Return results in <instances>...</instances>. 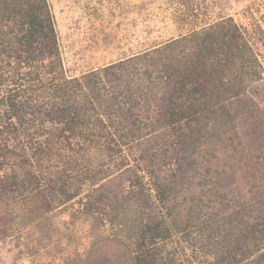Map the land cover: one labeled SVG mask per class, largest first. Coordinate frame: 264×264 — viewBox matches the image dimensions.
<instances>
[{"label":"trees","instance_id":"1","mask_svg":"<svg viewBox=\"0 0 264 264\" xmlns=\"http://www.w3.org/2000/svg\"><path fill=\"white\" fill-rule=\"evenodd\" d=\"M230 28H223L221 34L222 27L216 33L207 28L195 33V38L189 39L193 49L178 50L179 60L175 58L165 71L163 89L157 95V82L151 80L150 70L142 67L147 81L140 83L143 75L136 74L138 84L134 86L132 75H123L122 62L78 78H66L47 1L0 0V109L5 118L4 126L0 125V170L11 163L14 172L12 177L9 173L0 176L1 193L10 192L22 177L37 179L29 171L32 163L17 153V146L10 149L5 144L11 137H28L31 141L25 142L33 146H29L31 157L37 160L34 166L41 169L43 162L53 164L48 191H56L63 202H68L89 187L83 209L80 215L76 213L74 221L98 226L106 220L132 233L129 241L121 237L98 238L85 257L79 254L67 264H240L264 247V172L259 188L250 190L256 199L249 206L233 209L224 196L220 204L225 212L213 210L211 205L206 213L209 206L201 207L204 199L199 197L186 207L183 224L174 217L175 203L167 208L166 216L160 211L161 206L176 199L178 188L193 184L195 173L189 171L205 142L231 134L228 142L234 145L236 134L224 121L222 103L239 96L244 89L242 76L247 71L237 64L241 56L233 55ZM151 95L159 98L156 127L171 136L175 155H179L178 166L164 174H152L153 183L148 185L135 167L125 168L127 165L118 163L117 168H125L128 191L119 193L108 184L96 187L102 182V171L94 165L89 149L98 150L96 161L103 165L121 158V146L130 147L143 137L144 127L136 119L135 110ZM70 140L80 143L78 149H72ZM199 177L204 187L209 183L213 184L211 188L229 187L228 177L221 178L215 170ZM205 197L208 199V193ZM45 204L49 208L50 204ZM203 216L205 220L200 219ZM192 226L202 234L205 231L216 244L219 242L220 252L213 260L201 261L196 250L190 254L195 261L177 258L176 252L183 248L177 247L182 240L187 242Z\"/></svg>","mask_w":264,"mask_h":264},{"label":"rangeland","instance_id":"2","mask_svg":"<svg viewBox=\"0 0 264 264\" xmlns=\"http://www.w3.org/2000/svg\"><path fill=\"white\" fill-rule=\"evenodd\" d=\"M46 1L53 17L58 55L66 78H78L122 62L125 70L122 73L132 75L134 86L138 84L136 74L143 75L144 68L150 70L151 80L157 82V95L162 92L165 71L172 67L175 58L179 60L178 50L188 52L193 49L189 39L195 38V33L206 28L210 33H216L222 27L221 34L223 28L232 27L233 55L241 56L237 58V64L241 70L247 71L242 76L244 89L239 96L222 103L226 114L224 121L236 134L234 145L232 147L228 142L231 134L222 135L214 142H205L189 171L195 173L193 184L189 188H178L176 199L165 207L161 206V210L157 209L166 216L167 208L175 203L174 217L183 224L186 207L197 202L199 197L204 199L201 207L209 206L206 213L211 205L213 210L225 212L220 204L224 196L233 209L253 203L256 197L250 190L259 188L264 172V0ZM144 55L146 59L142 57ZM132 57L134 60L130 59ZM148 58L153 59L148 61ZM146 81L147 77L143 75L140 83ZM157 98L151 95L149 101H141L135 110L136 119L142 121L144 127L143 137L130 147L121 146V158L103 165L96 161L98 150L89 149L94 165L102 171V182L96 187L108 184L122 193L129 189L124 175L126 167H135L144 183L151 185L152 174L167 173L174 165L178 166L179 155L177 152L175 155L171 136L167 130L156 127ZM2 113L0 109V125L4 126ZM26 139L31 141L28 137L18 140L11 137L5 141L10 149L17 146V153L32 163L29 171L37 179L20 178L21 182L13 183L12 192L7 194L1 193L0 189V264H67L79 254L85 257L92 242L98 238L121 237L127 241L128 236L132 237L131 231L112 226L106 220L98 226L83 220L74 221L76 213L83 209L89 187L68 202H63L56 191H48L47 180L52 177L50 167L53 164L43 162L41 169L34 166L37 160L31 157L29 147L33 146L28 145ZM70 142L72 149L80 146L76 140ZM118 163L127 166L119 169L116 167ZM12 167L10 163L0 170V176L13 174ZM213 170L223 179L228 177V188H211L213 184L210 183L205 187L200 185L199 176ZM151 192L154 195V191ZM204 192L208 193V199ZM45 202L50 204L49 208ZM206 225L207 231L209 223ZM191 228L187 242L182 240L177 247H183L182 251L176 250L177 258L184 261L193 258L190 254L196 250V257L201 261L213 260L220 252L219 242L216 244L215 239L207 238L205 231L202 234L195 226ZM59 240H63L62 243H58ZM171 248L173 251L175 245ZM240 264H264V247Z\"/></svg>","mask_w":264,"mask_h":264}]
</instances>
